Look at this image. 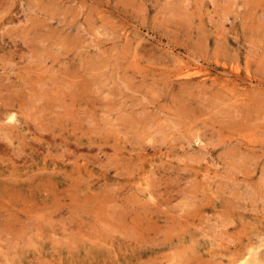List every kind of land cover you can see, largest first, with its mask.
Listing matches in <instances>:
<instances>
[{
  "label": "rangeland",
  "instance_id": "374dc122",
  "mask_svg": "<svg viewBox=\"0 0 264 264\" xmlns=\"http://www.w3.org/2000/svg\"><path fill=\"white\" fill-rule=\"evenodd\" d=\"M0 91V264H264V0H0Z\"/></svg>",
  "mask_w": 264,
  "mask_h": 264
},
{
  "label": "bare ground",
  "instance_id": "6f19581e",
  "mask_svg": "<svg viewBox=\"0 0 264 264\" xmlns=\"http://www.w3.org/2000/svg\"><path fill=\"white\" fill-rule=\"evenodd\" d=\"M51 75V74H50ZM53 76H55V75H53ZM52 76V77H53ZM56 78V77H55ZM48 80V79H47ZM187 82H188V80H187ZM186 82V83H187ZM180 84V83H179ZM0 92H3V91H0ZM78 92V90H76V93ZM2 94V93H1ZM3 95V94H2ZM69 95V94H68ZM71 95V94H70ZM74 95H76V94H74ZM72 96V95H71ZM2 97V96H1ZM11 99V98H10ZM9 99V100H10ZM11 102V101H10ZM24 102V101H23ZM34 102V101H33ZM4 103V102H3ZM6 104V103H5ZM7 105H12V104H7ZM14 105V104H13ZM3 107V106H2ZM5 107H7V106H5ZM5 107L3 108L4 110H5ZM2 109V108H1ZM3 109L1 110V111H3ZM11 109H13V108H11ZM8 110H10V109H8ZM15 110V109H14ZM44 110V109H43ZM6 112V111H5ZM2 119H3V117H1ZM34 118V117H33ZM33 119H31V121H32ZM133 120V119H132ZM28 121V120H27ZM30 121V120H29ZM28 121V122H29ZM30 121V122H31ZM48 122V121H47ZM134 122V121H133ZM42 123V122H41ZM55 124V123H54ZM3 125V124H2ZM8 126H9V124H8ZM3 127V126H2ZM7 127V126H6ZM32 127V126H31ZM47 128V127H46ZM53 128V127H52ZM43 129V128H42ZM14 130V129H13ZM17 130V129H16ZM49 130V129H48ZM59 130V129H58ZM1 131V130H0ZM11 131H12V129H11ZM60 131V130H59ZM8 132V131H7ZM46 132H47V130H46ZM42 134V133H41ZM10 135V134H9ZM24 135V134H23ZM45 135V134H44ZM13 136V134H11V137ZM53 136V135H52ZM3 137V136H2ZM18 137V136H17ZM5 138V137H4ZM13 138V137H12ZM22 138V137H21ZM54 138V137H53ZM55 143V142H54ZM9 144V143H8ZM5 145V144H4ZM91 146V145H90ZM99 148H101V147H99ZM9 149V148H8ZM13 150V149H12ZM45 153V152H44ZM15 157V156H14ZM32 158V157H31ZM61 158V157H60ZM34 161V160H33ZM63 161V160H62ZM57 171H59V169L57 170ZM70 176V175H69ZM71 177V176H70ZM77 178V177H76ZM82 179V178H81ZM12 180V179H11ZM88 180V179H87ZM75 181H76V179H75ZM11 182V181H10ZM141 186V185H140ZM124 215V214H123ZM50 218V217H49ZM78 220V219H77ZM254 249V248H253ZM256 252V251H255ZM254 252V253H255ZM249 254V253H248ZM251 254V253H250ZM259 254V253H258ZM254 255V254H253ZM245 256V255H244ZM254 257V256H253ZM249 258H251V257H248V262H246L245 264H252V259H249ZM244 261H246V260H244ZM249 261H251V263L249 262ZM255 262V261H254ZM256 263V262H255Z\"/></svg>",
  "mask_w": 264,
  "mask_h": 264
}]
</instances>
